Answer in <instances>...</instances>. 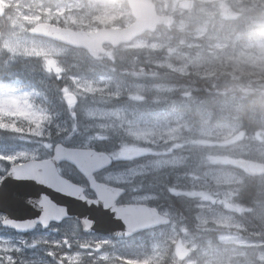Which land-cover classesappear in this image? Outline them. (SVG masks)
Listing matches in <instances>:
<instances>
[{"label":"rangeland","instance_id":"rangeland-1","mask_svg":"<svg viewBox=\"0 0 264 264\" xmlns=\"http://www.w3.org/2000/svg\"><path fill=\"white\" fill-rule=\"evenodd\" d=\"M182 1L184 0H165L166 7L175 5L174 9L167 13L178 17L172 28L158 29L155 33H152V36L148 39H144L141 36L136 40L134 47L128 48L123 52L121 48L124 46L113 51V54L114 52L117 53L120 64L127 52L163 53L162 58L150 61V64H146L143 70L132 72L131 75H129V82L118 85L106 78L86 79L84 77H75L72 78V81H67V83L70 84L67 93L76 96L78 104H80V107L74 110V114L76 118L81 115L82 120L74 119L69 109H65L69 122H67L66 125L53 123V132L51 125L49 126L51 131L50 136L45 134L37 137L29 134L27 131L28 125L21 121H16V124L13 125L12 120L9 118L0 119V127L8 129L7 131H0V174L3 173L5 168L9 165L28 159H34L46 150H52V147L57 143L55 141L61 139L69 141V138L81 137V146L89 147V144L93 141L107 139V134L112 133L108 130V126L111 125L115 127L116 124L120 123L122 117L125 118V124L133 125L136 128H143L146 123L145 118L148 115L162 114L132 110L124 106L108 107L102 104L88 105V98L106 101V99L119 98L126 95L131 98L135 95H141L144 98L154 100L157 98H164L167 99L166 101L169 99L170 102L173 100L178 102V93L175 91L177 88L184 86L192 89L193 87L186 85L185 82L182 81L181 83L179 81V79L182 80L186 78H181L171 69L161 67L160 65L167 60L178 66L177 62L172 59L176 55V52L173 51L169 54V49L176 48L181 40H183L184 43L180 45L178 51L192 57L197 51L203 48L202 55L208 56L205 38L212 34L222 37L219 33H216L218 28H215L217 26L214 25L217 24L219 19H223L219 14L210 18L208 13L216 11V8L210 5L197 7L195 0H188L190 6L187 11H183L178 8V5ZM0 2L3 8L8 10L6 18L0 19V27L3 30V36L0 38V51L15 56L24 55L42 58L48 72H52V68L62 67L64 60H62L61 56L65 55V47L54 43L33 42L22 39L21 37L23 36H21V32L23 33L27 25L33 26L40 21H54L55 23L70 25L76 29L94 31L101 27H121L120 23H122L123 26L129 23L128 11L119 2H113L111 0H93L92 2H88L87 0H29L22 3H6L5 0H0ZM154 2L157 4L158 0H154ZM92 24H98L99 27L90 26ZM248 24L249 23L243 20L234 26L244 28L247 35L244 39H241V35L229 39L227 42L229 47L235 42L236 48L240 49L241 46L247 42L249 36H254V34H251L254 30H250L247 27ZM198 32H203L204 35L199 36L197 35ZM237 37H239V39H237ZM213 42L224 43L222 40ZM217 51H220V49H217ZM121 57H123V59ZM126 63L130 64V61ZM111 68L110 66V71ZM160 69L168 73L167 77L163 80L153 78L152 74H146L148 71H159ZM61 78L65 77L61 75ZM191 79L195 80L198 78L193 77ZM204 79L207 80L208 78ZM153 86H159L163 91L157 92ZM141 88L145 89V91L139 92ZM149 88H153V91L148 92L147 89ZM117 92L119 95L116 94ZM192 95L194 96L193 92ZM28 98L29 94L19 93L15 90H0V113L10 112L11 110H24L36 118L46 116L45 114H38V112L34 111L35 109L27 103ZM137 100L140 101L141 99ZM103 104H105V102H103ZM85 113H88V115L86 116ZM13 126L16 129L15 131L11 130ZM74 126L76 128L75 132L72 131ZM235 126L236 125H231L220 128H206L205 126H201L196 131L192 129L191 132L185 133L186 136H189L191 140L196 143L182 145L177 150L180 155L186 156L188 161L189 159H194L196 150L204 151L205 155H207L212 163L199 171V175L197 176L199 179L192 180L187 190L180 192L190 202L191 210H189V219L192 220L187 219V217L183 216L180 212H170L168 209L162 210L161 212L164 215L170 216L172 221L170 225L165 226L163 229L160 227V229L149 231L152 238L148 253L142 251L138 256L134 257H128L127 255L115 256L113 255V249H122L124 242L114 241L99 235L82 234L75 225L68 220L50 228L51 230L47 235L48 240L42 243L48 244L49 247L41 248L40 250L44 251L40 253L45 255L47 251H57L61 254H65L66 261L73 264H92L93 260L96 261V264H172V248H176L177 254H179L180 249L184 245V240L177 236L176 241L173 242L171 237L177 234L183 235L180 233L181 228L185 229L194 240L203 239L205 236L214 239L216 235L215 231L204 233L197 232L195 228L193 231L187 229V226L191 223L194 227L197 213L209 220L215 217L228 219L234 214V211L228 207V200L225 195L207 196L206 189L201 187V185L207 183L206 173L223 175L234 183V178L239 179L242 177L240 170L244 169L242 165L243 162L249 159H255L256 161L261 159L257 151L259 145H244V143L235 141L232 144L223 143L224 138L228 136L229 132ZM61 128L66 129V131L58 136L56 132ZM69 133H71V135H69ZM89 137L92 138L89 139ZM9 141L12 142L9 143ZM119 144L120 143L116 142L115 145L118 147ZM146 147L151 146L145 144L143 141H138L134 143V145H127L126 151L119 156L116 155L117 150H115L113 158L116 164L118 163V167H121V157L126 154H136V156L142 155L146 157L143 158L142 161L127 168L113 169L102 173L100 175L101 180L111 184L128 186L135 178L148 174L147 165L155 159V156L153 153L141 150ZM5 157H12V159L7 160L4 159ZM128 157L129 155L127 158ZM175 167L177 166L169 165L166 167V170L170 168L174 169ZM231 187L232 183H229L221 185L220 189L223 192H227ZM152 199L153 196L151 195L135 194L129 198V202L146 203L148 200ZM197 203L200 205L199 208L196 207ZM218 231H222L225 235H230L234 229L230 226H226ZM66 238L71 247L63 244ZM57 241L60 242L59 249L53 248V244ZM248 241L253 245L261 243L259 239L252 237H249ZM24 244L25 243H22L20 240L0 237V256L5 257L6 254L15 255V257L18 256ZM80 244H87L88 247L81 248ZM28 247H36V245L33 246L30 243ZM168 247L170 250L167 249ZM11 248H18L19 252L10 253L9 249ZM65 249L71 252L62 253ZM77 255L80 256V260L76 259ZM47 256H40L39 258L47 259ZM85 259L91 263H84Z\"/></svg>","mask_w":264,"mask_h":264},{"label":"clouds","instance_id":"clouds-1","mask_svg":"<svg viewBox=\"0 0 264 264\" xmlns=\"http://www.w3.org/2000/svg\"><path fill=\"white\" fill-rule=\"evenodd\" d=\"M195 4L197 7L206 5L215 7L216 11L208 13L210 18L217 14L221 18L226 15L233 18L245 17L250 21L247 27L254 30L255 35L249 37L240 49L236 48L235 42L231 47L228 46L229 36L209 35L205 38L208 56L202 55L203 48L192 57L178 51L180 45L184 43L181 40L176 48L169 49V54L173 51L176 52L172 59L177 62L178 66L167 60L160 66L171 69L181 78H208L206 80L208 87L204 88L206 95L203 98L192 95L193 91L199 92V89L181 86L175 90L178 93L179 101L184 102V108L192 112L193 124L207 125L211 128L220 121H232L236 123V126L224 138L223 143L232 144L234 141L243 143L245 140H254L255 137H246L243 132H239L237 129L245 119L258 118V122L264 125V0H195ZM174 7L175 5L166 7L165 0L157 2V9L162 18ZM90 26L99 27L98 24ZM120 26L123 27V24L120 23ZM139 35L148 39L152 36V32L147 31ZM197 35L203 36L204 33L198 32ZM221 40L224 42L223 44L213 42ZM135 43L136 40L133 39L126 43L121 51L134 47ZM105 55L109 60L112 59L111 53H105ZM121 58L123 59V57ZM56 79H60L59 74L56 75ZM153 88L157 92L163 91L159 86H153ZM153 88H149L147 91L152 92ZM144 91L143 88L139 89V92ZM116 94L119 95L118 92ZM133 99H144V97L135 95ZM176 103L175 100L171 101L173 108ZM85 115L87 116L88 113ZM4 118L11 119L13 125L16 124V121L27 124V131L31 135L37 137L45 134L51 135L49 127L53 124L51 117L36 118L24 110H11L0 113V119ZM145 119L146 123L143 128L125 124L123 117L115 127L108 126L109 131L122 138L116 155L119 156L126 151L127 145L143 141L151 147L141 150L153 153L155 156V159L147 165L148 174L153 178L162 174L169 165L186 168L187 157L181 156L177 150L182 145L196 142L185 135V133L191 132L192 125L185 120L184 115L162 113L148 115ZM64 131L66 129H58L56 134L59 136ZM72 131H76L75 126ZM91 138L89 137V139ZM257 151L261 159L256 162L258 166L254 175L241 169L242 177L234 178L233 183L223 175L206 173L207 183L201 187L206 189L207 196L225 195L228 207L234 211V214L228 219L215 217L209 220L197 213L195 230L204 233L215 231V238L205 236L203 239L194 240L185 229L181 228L180 233L183 235L177 234L171 237L173 242L176 241L177 236L184 240L179 254H177L176 248H172V264H264V143L259 145ZM202 163L207 166L212 161L205 155ZM187 174L192 180L199 179L191 172ZM249 179L255 181L251 190H249ZM37 182L39 183V181ZM229 183H232V187L227 192L221 191L220 186ZM164 187L169 195L178 194L174 185H165ZM44 198L41 197V199ZM196 207H200L199 203L196 204ZM64 214H67L66 210ZM226 226L234 229L230 235L218 231ZM249 237L257 238L261 243L250 244ZM63 244L71 247L67 238L64 239ZM80 247L87 248L88 245L80 244ZM53 248L59 249L60 242H55ZM47 255L52 258V264H63L66 258L65 254L57 251H47ZM76 259L80 260V256L77 255ZM21 264H26V262L22 261ZM92 264H96V261L93 260Z\"/></svg>","mask_w":264,"mask_h":264},{"label":"water","instance_id":"water-1","mask_svg":"<svg viewBox=\"0 0 264 264\" xmlns=\"http://www.w3.org/2000/svg\"><path fill=\"white\" fill-rule=\"evenodd\" d=\"M12 3L15 0H5ZM132 22L122 28H99L96 31H73L58 28L48 23L34 25L29 34L60 43L71 48L82 49L93 58L105 53V47L116 49L139 34L157 27H171L174 18L157 14L152 0H125ZM190 2L182 1L178 8L187 11ZM4 8L0 2V17ZM76 102L74 96L66 98V104ZM91 162V163H89ZM257 161L249 160L244 168L255 174ZM61 163L72 166L86 181L94 198L84 195V188L62 177L57 167ZM111 165L107 154L87 148H68L57 144L52 156L45 160H30L9 168L0 183V214L4 217L3 228L14 229L24 234L37 226L42 229L74 218L84 234H98L111 239H125L137 233L170 223L167 216L144 204L117 205L124 190L97 182L95 174ZM39 181V183L37 182ZM45 197L41 199V197ZM66 210V215L64 214ZM47 218V226L41 218ZM58 217V218H54Z\"/></svg>","mask_w":264,"mask_h":264},{"label":"trees","instance_id":"trees-1","mask_svg":"<svg viewBox=\"0 0 264 264\" xmlns=\"http://www.w3.org/2000/svg\"><path fill=\"white\" fill-rule=\"evenodd\" d=\"M88 2H92L90 0H87ZM115 2H119L122 4V6L125 8L124 0H112ZM238 23H233L230 26H219L215 27L218 28L216 30V33H219L221 36H229L230 39L235 38L238 35H241V39H244L246 37V31L244 28L234 27ZM251 34L255 35V32H252ZM250 37V36H249ZM113 52V51H112ZM83 53V59H86V55ZM163 53L161 52H131L124 55V59L120 62L118 61L117 53L114 52L113 54V63L109 65L111 66V71L109 73H103L100 70H94L91 68V66L86 67V73H84L82 76L86 79H97L98 77L106 78L109 81L114 82L115 84H122L129 82V75H131L132 72H136L138 70H143L144 66L147 64L149 65L150 61L158 60L162 58ZM89 62L91 60H88ZM127 61H130V64L126 63ZM91 63V62H90ZM120 64V65H119ZM108 68L107 66H105ZM45 65L43 60H35V59H29V58H21V57H11L4 52L0 51V87H15L17 88L18 85L22 86L19 88L25 89V90H31L36 95V100L40 101L44 106L52 107L50 109L51 111H54L55 103L58 100V93L56 90H54L52 87H48L49 85L53 84V75L51 73L44 71ZM105 68V69H106ZM24 69H35L34 72H23ZM109 69V68H108ZM113 69H115L113 71ZM23 70V71H22ZM134 70V71H133ZM163 70V69H162ZM161 69L159 71L147 72L146 74H152L153 78H156L158 80H163L167 77L168 73L167 71ZM179 81L182 83L185 82L186 85H189L193 87L194 89H199V92L193 91L194 96H199L203 98L206 93L204 92V88L208 87V84L206 83L205 79H182ZM192 88V89H193ZM50 94V98L48 99L46 95ZM167 99L164 98H157V99H150V98H144L140 101L137 99H133L126 96H121L119 98H112V99H106V101H102L95 98H88L87 104L88 105H95V104H102L108 107H114V106H124L128 109L132 110H140L143 112H152V113H173V114H184L185 120L189 122L190 125H192V129L196 131L201 126L193 124V117L192 112L187 111L184 108V102H177L175 105V108L171 105V102L166 101ZM105 102V104H103ZM169 102V103H168ZM41 106V104H39ZM42 107V106H41ZM66 109V108H65ZM65 109L62 110L63 115L65 116V120H67V115L65 112ZM58 114V113H57ZM76 120H82L81 115L76 118ZM68 121L65 122H53V123H60L66 125ZM236 125L235 122L232 121H220L217 123L214 127L211 128H220L224 126H231ZM206 128H210L207 125H204ZM52 132L54 130V124L51 125ZM239 132H243L246 137H255V139H249L245 140L243 143L244 145H260L261 143H264V137H263V131H264V125H261L258 122V118L254 120H248L245 119L240 126L238 127ZM10 133V132H8ZM72 139V140H71ZM69 141H66V139H61L59 141H55L57 143H61L67 147L72 148H80L82 139L80 138H69ZM121 136L118 134L108 133L107 139L102 141H93L89 145L90 148H93L97 151H102L110 155L112 158V165L109 168L110 170L113 169H122L127 168L135 163H138L143 160L146 156L142 155H131L126 154L125 156L121 157L120 160V166L118 167V163L116 164L113 155L114 151L117 150L116 142L121 143ZM7 142V140H6ZM12 141H9V143ZM134 145V144H132ZM137 147V146H136ZM134 152V151H133ZM51 154V149L46 150L45 152L41 153V157H47ZM194 154V153H193ZM129 157L127 158V156ZM205 157L204 151H198L196 150L194 159H189L187 161V167L186 168H179L175 167L174 169H168L165 170L162 174L156 176L153 178L149 174L139 176L135 178L132 183L128 186H120L125 190V193L120 199L118 200L119 204H125V203H131L129 202V198H131L132 195L135 194H141V195H151L153 196L152 200H148L146 204L151 207H155L159 211H162L164 209H168L170 212L177 211L180 212L183 216L187 217V219L190 218L189 216V210H191L190 202L186 199L185 196H183L182 193L185 190H187L190 187V183L192 179H190L189 175L187 173L191 172L194 175L198 176L199 171L203 170L204 168L208 167L209 165L205 166L202 163L203 158ZM249 160H255V159H249ZM247 161V160H246ZM60 174L65 177L66 179L70 180L71 182L83 186L86 189V196L92 198L93 195L91 192L87 189V184L84 181V179L73 169V167L62 164L58 168ZM96 179L98 181H102L100 176L97 175ZM249 190L255 185V181L249 179ZM165 185L168 186H175L178 190L177 195H169L165 189ZM192 220V219H189ZM70 223L75 225V227L79 230L78 223L74 220H68ZM189 231H193L194 227L192 226V223L187 226ZM165 227H162V229ZM160 229V228H159ZM151 233L149 231L141 232L137 235H134L130 238H128L126 241H119L124 242L122 249L116 250L113 249V255L115 256H124L127 255L128 257H134L138 256L140 252L145 251V253L149 251V245L151 244ZM170 250V248H167ZM166 249V250H167ZM165 250V252H166ZM167 250V252H168ZM88 259V258H87ZM85 259L84 263H91L88 262V260ZM91 260V259H90Z\"/></svg>","mask_w":264,"mask_h":264},{"label":"flooded vegetation","instance_id":"flooded-vegetation-1","mask_svg":"<svg viewBox=\"0 0 264 264\" xmlns=\"http://www.w3.org/2000/svg\"><path fill=\"white\" fill-rule=\"evenodd\" d=\"M26 1H29V0H15L14 2L22 3V2H26ZM4 10H5V12H4V16L2 18H6V16L8 15L7 14L8 10L5 8H4ZM222 19L223 20L219 19L217 21V24H215L214 26H222V25L230 26L233 23H240L243 20L247 23H250V21L248 19H245L243 16L238 17V18H233L230 15H226ZM38 23H48V24H51V25L56 26L58 28H66V29L73 30L75 32L81 31L80 29H76L74 27H71L70 25H66L63 23H55L54 21H50V22L40 21V22H37V24ZM33 26L27 25L25 27V30L23 31V33L21 32V36H23V37H21L22 39H25L26 41H33V42L54 43V42H51L49 40L30 35L29 30ZM2 36H3V30L0 27V38ZM54 44L60 45L58 43H54ZM64 49H65V55L61 56L62 60H64V63L62 64V67L51 69L52 73L54 74V76H53L54 83L48 86V87H52L54 90L59 92L57 94L58 100L55 103L54 111L50 110V109H52V107L49 108V106H44L40 101L35 100V94L31 90L22 89L23 87L19 86V85L17 87L18 90L21 91V93L29 94V98L27 99L28 105H29V102L31 100V97L33 98L36 106L41 104L42 110L40 107H38L39 110L35 109L34 111L38 112V114H45L46 116L53 118V121H55V122L66 121L65 116L63 115V112H62V110H64L65 107H67V109H69V111L72 114H74L75 113L74 110H76L73 108L74 106H67L65 104L66 95L68 92L67 89L70 86V84H68L67 81L70 82V81H72V78H75V77L82 78V75L84 73H86L85 69L87 66H91V68H93L94 70H100L103 73H108L109 72V71H107L108 68H106L105 66L109 67V65H111L113 63V58L111 60H109L105 54L99 56L98 59L94 60L92 58H88L89 56L84 53L86 55V59L84 60L82 51L71 49L68 47L67 48L65 47ZM4 53L11 56L10 54H8L6 52H4ZM106 53H110L108 51V48L106 49ZM17 56L21 57V58L42 60V58L33 57V56H24V55H17ZM88 60H91L90 61L91 63ZM53 69H54V71H53ZM34 71H36V70L35 69H24L23 72H34ZM44 71L48 72L46 70V68H44ZM57 74H59L60 79H56ZM61 75L64 76L65 78H61ZM19 87H22V88H19ZM12 89H14V88H12ZM61 89H63V91H61ZM46 97L49 99L50 94L46 95ZM73 118L76 119V116L74 115ZM0 216H2V215L0 214ZM50 230L51 229H49V228L48 229H41V228L37 227L34 230H32L31 232L24 233V234H18L15 232L14 229L3 228L0 226V237H7V238L9 237L11 239L20 240V241H22V243L23 242L25 243L21 247V253H19V255L16 256L17 264H21L22 261L26 262V264H52V258L47 256V254H45L47 256L46 257L47 259L39 258L40 256H45L43 253H40V252H43L44 250H40V249L45 248V247L46 248L49 247L48 244H42V243H45L48 240L47 235L49 234ZM41 236H43V237H41ZM30 243L32 245L35 244L36 247H28V244H30ZM64 252H71V251L65 249L64 251H62V253H64ZM6 256H8V254H6L5 257ZM63 264H73V263H69L66 261V259H64Z\"/></svg>","mask_w":264,"mask_h":264},{"label":"snow or ice","instance_id":"snow-or-ice-1","mask_svg":"<svg viewBox=\"0 0 264 264\" xmlns=\"http://www.w3.org/2000/svg\"><path fill=\"white\" fill-rule=\"evenodd\" d=\"M8 129L7 128H4V127H0V131H7ZM12 131H15V127L13 126ZM4 159H7V160H11L12 157H5ZM91 163V162H89ZM4 181L2 179H0V183H3ZM118 203V202H117ZM54 218H58V217H54ZM42 222L47 225L48 223V219L47 218H41ZM35 246V244L33 245ZM9 252H19V249L18 248H11L9 249ZM0 264H17V261H16V257L14 255H11L9 254L8 256L6 257H3V256H0Z\"/></svg>","mask_w":264,"mask_h":264}]
</instances>
